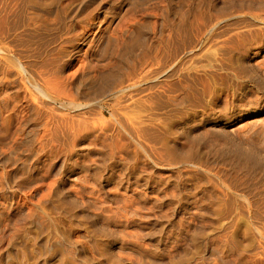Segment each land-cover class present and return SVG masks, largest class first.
Wrapping results in <instances>:
<instances>
[{
	"label": "rangeland",
	"instance_id": "374dc122",
	"mask_svg": "<svg viewBox=\"0 0 264 264\" xmlns=\"http://www.w3.org/2000/svg\"><path fill=\"white\" fill-rule=\"evenodd\" d=\"M0 23V264H264V0H0Z\"/></svg>",
	"mask_w": 264,
	"mask_h": 264
},
{
	"label": "bare ground",
	"instance_id": "6f19581e",
	"mask_svg": "<svg viewBox=\"0 0 264 264\" xmlns=\"http://www.w3.org/2000/svg\"><path fill=\"white\" fill-rule=\"evenodd\" d=\"M254 1V0H253ZM227 5V4H226ZM30 6V5H29ZM46 9V8H45ZM42 10V9H41ZM47 10V9H46ZM49 10V9H48ZM1 24V23H0ZM187 25V24H186ZM138 31V32H137ZM137 35H136V38L133 39L131 42H129V44L127 45L126 47V50H125V55L128 56V55H131L133 54L136 50H139V49H142L143 45L145 44V40H146V34L143 30H137ZM175 31V30H174ZM178 31V30H177ZM188 31V30H187ZM180 32V31H179ZM251 38V37H250ZM260 38V37H259ZM247 39V38H246ZM252 39V38H251ZM257 39V38H256ZM262 39V38H261ZM244 41V39H243ZM243 41H241L243 43ZM248 41V40H246ZM251 41V40H250ZM258 41V39H257ZM106 42V41H105ZM249 43V41H248ZM244 44V43H243ZM251 45V42L249 43ZM241 45V44H240ZM85 46V45H84ZM248 46V45H247ZM94 49V48H93ZM238 49V48H237ZM246 50V49H245ZM129 57V56H128ZM126 74V73H125ZM135 76V75H134ZM85 77V75H84ZM132 77V76H131ZM121 76L120 74L118 73H109V74H103L102 76L100 75V77L98 79H96L95 81H91L89 83H85V82H80L78 85L76 83L75 86H73V91L76 95L77 98L79 97H82L83 99L85 100H94V99H97L99 97H101L103 95V93H105V91H107L110 87V85L113 86V84L116 86V84H119L117 85V89L118 87L120 86L119 89H122V87L124 86L125 84V81H122L121 80ZM129 80H133V78H129ZM53 81H57L56 79L53 80ZM79 82V81H78ZM123 84V85H121ZM48 85V84H47ZM51 86V84H49ZM59 85V84H58ZM59 87V86H58ZM114 87V86H113ZM116 89V90H117ZM71 94V93H70ZM69 94V97L71 98H74V96L70 95ZM87 107V106H86ZM33 110V109H32ZM37 114V113H36ZM255 118V120L257 119V121H260V117L264 116V112L263 111H260V112H256L253 114ZM259 119V120H258ZM264 121V120H263ZM51 122H52V119H51ZM201 123V122H200ZM240 122H235V123H222V126L224 128H228V129H233L236 125H238ZM52 124V123H51ZM193 124V123H192ZM241 124V123H240ZM74 125V124H73ZM201 125V124H200ZM54 126V125H53ZM78 126V125H77ZM205 126V125H204ZM185 127V126H184ZM194 127V126H193ZM49 128V127H48ZM195 128V127H194ZM60 129V128H59ZM73 129V128H72ZM189 128H187L188 130ZM192 129V128H191ZM214 129V128H213ZM54 130V129H53ZM64 130V129H63ZM185 130V129H183ZM50 131V129H49ZM60 131V130H59ZM65 131V130H64ZM192 131H194L192 129ZM48 132V130H47ZM61 132V131H60ZM188 132V131H187ZM59 133V132H58ZM193 134V133H192ZM217 139V138H216ZM190 142H193V141H190ZM254 143V142H252ZM190 146V145H189ZM197 146V145H196ZM171 147V145H170ZM174 147V146H173ZM168 148V147H167ZM228 150H230V153H232L233 155H235L236 157H238V160H242V162L244 161L245 163H254L257 155L255 153H253V150L252 152L251 151H247L246 149H243L241 147H234L232 145H228L227 146ZM170 152H171V155L174 153L173 152V148H170L168 149ZM167 150V151H168ZM255 150V149H254ZM259 150V149H258ZM174 151H175V148H174ZM220 152V151H219ZM194 153V152H193ZM259 154V153H258ZM194 155V154H193ZM182 157V156H181ZM184 157V156H183ZM186 157V156H185ZM189 157V156H188ZM175 160H178L177 158ZM185 160V159H184ZM174 161V160H173ZM183 162H186L185 161H182V164ZM219 162V161H218ZM221 162V161H220ZM216 171V170H215ZM238 172V171H237ZM245 173V172H244ZM243 175V174H242ZM230 191V189H229ZM243 196V195H242ZM225 244V243H224Z\"/></svg>",
	"mask_w": 264,
	"mask_h": 264
}]
</instances>
